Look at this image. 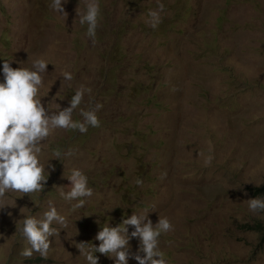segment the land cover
Listing matches in <instances>:
<instances>
[{"label":"rangeland","instance_id":"rangeland-1","mask_svg":"<svg viewBox=\"0 0 264 264\" xmlns=\"http://www.w3.org/2000/svg\"><path fill=\"white\" fill-rule=\"evenodd\" d=\"M51 3L0 0V83L4 60L31 69L42 57L45 107H68L83 85L91 91L80 108L102 104L100 127L50 137L42 163L57 147L74 155L50 161L39 207L10 194L16 204L0 209V264H87L77 244L98 247L102 227L133 213L170 220L174 230L159 244L168 264H264L263 232L249 230L264 224V212H250L246 201L256 198L250 188L264 186V0H98L95 46L76 13L85 0H67L64 15ZM158 4L153 29L146 21ZM61 71L73 74L71 88L61 86ZM73 119H82L79 109ZM73 168L93 189L75 210L59 195ZM49 201L67 228L49 237L47 259H25L15 221L42 216ZM138 243L130 239L131 252Z\"/></svg>","mask_w":264,"mask_h":264},{"label":"clouds","instance_id":"clouds-1","mask_svg":"<svg viewBox=\"0 0 264 264\" xmlns=\"http://www.w3.org/2000/svg\"><path fill=\"white\" fill-rule=\"evenodd\" d=\"M66 2L67 0H52L49 7L54 12L64 15L66 12L63 5ZM163 10L164 5L158 4V10L149 11L146 23L153 29L161 22L160 12ZM76 13L79 23L87 24L86 35L95 46L100 15L98 0H85V11L80 12L77 8ZM48 65L49 63L42 57L32 59L31 69L13 68L10 61L3 62L4 81L0 83V209L16 204V200L9 202L10 194H17L20 198L28 196L34 205L39 207L34 197L38 198L44 191L50 176L48 169L55 170L50 161H62L74 155L72 149L63 151L57 147L50 149L51 159L42 163L50 137L57 130H72L84 134L89 127H100L97 112L103 107L102 104L80 108L85 93L91 91L83 85L75 89L68 107L61 108L57 105L55 111L51 110L49 103L45 107L41 97V89L44 87L42 74L47 72ZM60 77L61 86L72 87L74 77L71 72L61 71ZM77 109L81 120L73 119V113ZM64 177L71 183L68 191L62 189L59 191L60 197L70 203L73 210L84 207L85 198L93 196V189L88 187L87 176L80 169L73 168L70 174ZM135 183L142 185L143 181L137 179ZM73 201L76 203H72ZM246 201L250 212L254 214L264 212V198L256 197ZM21 215L23 219L15 221V233H19L27 246L21 249L19 255L30 259L34 253H38L47 259L51 244L49 237L58 236L60 229L67 228L66 217L58 213L51 201L48 210L40 217L22 213ZM54 224L58 225L59 229L53 227ZM128 226L134 228L130 235ZM173 230V225L167 217H159L158 222L153 224L148 216L133 213L116 227H102L95 236L100 242L98 247L91 245L86 249L85 243H79L77 248L80 255L85 257L87 264H98L99 258L95 255L97 252L113 258L115 264H128L130 258L137 264H168L165 253L159 247L160 237ZM132 238L139 242L135 252H131L129 247Z\"/></svg>","mask_w":264,"mask_h":264},{"label":"trees","instance_id":"trees-1","mask_svg":"<svg viewBox=\"0 0 264 264\" xmlns=\"http://www.w3.org/2000/svg\"><path fill=\"white\" fill-rule=\"evenodd\" d=\"M249 191L255 197H264V186L259 187V188H250ZM249 230L255 231V232H263L262 239L264 240V224L263 223H257L254 226H251Z\"/></svg>","mask_w":264,"mask_h":264}]
</instances>
